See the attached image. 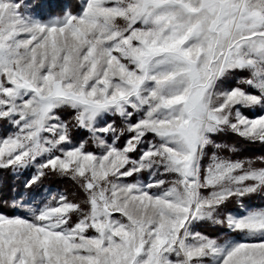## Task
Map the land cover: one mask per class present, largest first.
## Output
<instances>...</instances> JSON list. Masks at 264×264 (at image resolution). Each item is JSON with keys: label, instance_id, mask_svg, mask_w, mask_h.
Masks as SVG:
<instances>
[{"label": "snow or ice", "instance_id": "snow-or-ice-1", "mask_svg": "<svg viewBox=\"0 0 264 264\" xmlns=\"http://www.w3.org/2000/svg\"><path fill=\"white\" fill-rule=\"evenodd\" d=\"M0 264H264V0H0Z\"/></svg>", "mask_w": 264, "mask_h": 264}, {"label": "rangeland", "instance_id": "rangeland-1", "mask_svg": "<svg viewBox=\"0 0 264 264\" xmlns=\"http://www.w3.org/2000/svg\"><path fill=\"white\" fill-rule=\"evenodd\" d=\"M256 149H259V146L257 145V146H254ZM249 155H251L252 153H248ZM257 154H258V152H257ZM45 186V185H44ZM47 187H49V186H45V188H47ZM52 189H53V191H55L57 188H59V189H61V190H66V189H69V185H68V182H66V183H64L63 184V186L61 185V186H57V185H52V186H50ZM65 187V188H64ZM70 190V189H69ZM33 191L35 192V191H41V189H33ZM252 203H254V204H259V203H261V201L260 200H253L252 201Z\"/></svg>", "mask_w": 264, "mask_h": 264}, {"label": "trees", "instance_id": "trees-1", "mask_svg": "<svg viewBox=\"0 0 264 264\" xmlns=\"http://www.w3.org/2000/svg\"><path fill=\"white\" fill-rule=\"evenodd\" d=\"M66 182H58V181H45L44 185L45 186H52V185H57V186H63V184ZM65 188V187H64Z\"/></svg>", "mask_w": 264, "mask_h": 264}]
</instances>
